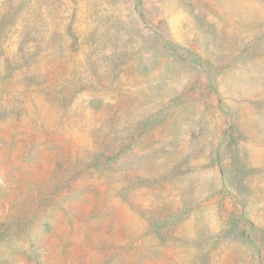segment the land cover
<instances>
[{
    "label": "rangeland",
    "instance_id": "374dc122",
    "mask_svg": "<svg viewBox=\"0 0 264 264\" xmlns=\"http://www.w3.org/2000/svg\"><path fill=\"white\" fill-rule=\"evenodd\" d=\"M0 264H264V0H0Z\"/></svg>",
    "mask_w": 264,
    "mask_h": 264
}]
</instances>
